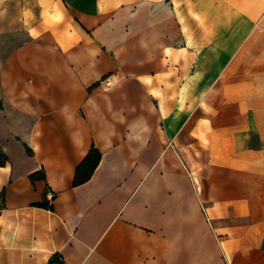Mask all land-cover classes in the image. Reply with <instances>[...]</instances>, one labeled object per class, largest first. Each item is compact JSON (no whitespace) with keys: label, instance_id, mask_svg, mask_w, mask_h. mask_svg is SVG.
Returning <instances> with one entry per match:
<instances>
[{"label":"crops","instance_id":"0c3cea01","mask_svg":"<svg viewBox=\"0 0 264 264\" xmlns=\"http://www.w3.org/2000/svg\"><path fill=\"white\" fill-rule=\"evenodd\" d=\"M0 151V264H264V0H0Z\"/></svg>","mask_w":264,"mask_h":264},{"label":"trees","instance_id":"16d2710c","mask_svg":"<svg viewBox=\"0 0 264 264\" xmlns=\"http://www.w3.org/2000/svg\"><path fill=\"white\" fill-rule=\"evenodd\" d=\"M99 161L100 153L92 147L83 159V161L76 168L73 184L76 186L86 182L91 177ZM5 162L6 157L0 151V166L4 165ZM44 206L48 207L46 204H44ZM47 264H64V262L60 255L55 254L50 258Z\"/></svg>","mask_w":264,"mask_h":264}]
</instances>
